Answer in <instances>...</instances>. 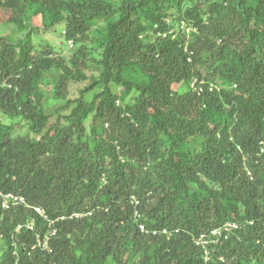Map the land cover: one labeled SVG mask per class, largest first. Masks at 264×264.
Returning a JSON list of instances; mask_svg holds the SVG:
<instances>
[{"label":"trees","instance_id":"trees-1","mask_svg":"<svg viewBox=\"0 0 264 264\" xmlns=\"http://www.w3.org/2000/svg\"><path fill=\"white\" fill-rule=\"evenodd\" d=\"M0 29V264H264V0H0Z\"/></svg>","mask_w":264,"mask_h":264},{"label":"built area","instance_id":"built-area-1","mask_svg":"<svg viewBox=\"0 0 264 264\" xmlns=\"http://www.w3.org/2000/svg\"><path fill=\"white\" fill-rule=\"evenodd\" d=\"M5 199H11L14 203H23V199L22 198H19V197H14L13 195H7V196H5L4 197ZM36 210V212L40 215V216H44V212L41 210V209H35ZM76 217H78V215H76ZM51 224H53V222H50ZM229 227H231V229L232 228H237V226H235V225H228ZM141 228V230H143V226H141L140 227ZM55 234V230H53L52 232H51V235L53 236ZM213 236L214 235H216L217 234V231H213L212 233H211ZM50 236V235H49ZM48 236L46 237V241L48 240ZM204 239H205V236L204 235H201L197 240H196V245H205V244H207L208 243V241H204ZM215 242H217L216 240H213V243H215ZM45 246H46V244H45Z\"/></svg>","mask_w":264,"mask_h":264},{"label":"rangeland","instance_id":"rangeland-1","mask_svg":"<svg viewBox=\"0 0 264 264\" xmlns=\"http://www.w3.org/2000/svg\"><path fill=\"white\" fill-rule=\"evenodd\" d=\"M1 29H0V33H1ZM61 38H60V36H59V33L58 32H55V33H51V34H48V36L46 37V38H44V42L46 43V44H50V45H56V46H58V47H60L61 49H63L64 51H65V54L67 55V49L65 48V46H62V45H60L59 43L60 42H62L61 40H60ZM68 45V44H67ZM67 47V46H66ZM74 49H71L70 50V52H72ZM97 50H95V49H92L91 50V52H90V55H91V57L92 58H94L96 55H97ZM61 54H64L62 51H61ZM6 123L8 122L9 123V121L7 120V121H5ZM25 127H23V129L21 130L22 132H25Z\"/></svg>","mask_w":264,"mask_h":264}]
</instances>
